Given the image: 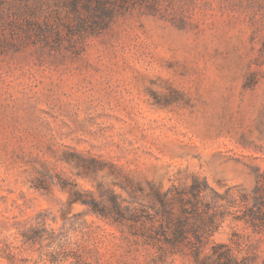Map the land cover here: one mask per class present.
I'll return each instance as SVG.
<instances>
[{
    "label": "rangeland",
    "instance_id": "1",
    "mask_svg": "<svg viewBox=\"0 0 264 264\" xmlns=\"http://www.w3.org/2000/svg\"><path fill=\"white\" fill-rule=\"evenodd\" d=\"M89 12L0 0V264H264V0Z\"/></svg>",
    "mask_w": 264,
    "mask_h": 264
},
{
    "label": "trees",
    "instance_id": "2",
    "mask_svg": "<svg viewBox=\"0 0 264 264\" xmlns=\"http://www.w3.org/2000/svg\"><path fill=\"white\" fill-rule=\"evenodd\" d=\"M113 1L114 0H74L75 4L77 2H82L83 5L87 9H89L90 12L88 14V17L92 20L93 23L102 22L104 20V17L109 12V5L112 4ZM92 3L93 6H91ZM263 182L264 175H259L252 192V205L246 207V209L244 210V216H248L247 220L250 221L253 226H259L261 228H264V194L262 193L264 189ZM205 189L206 185L204 181L198 179H196L190 185V187L186 188V190L193 197L192 201H189V203L192 205V212L200 218V223L194 225L193 228L195 235L198 234L199 229H206L208 227V224L210 225L213 222L211 217L212 215L209 214L207 210L209 208L208 205L204 204L201 206V193ZM186 190L183 189L181 193L186 194ZM101 211L104 214V210ZM201 214L206 215L208 221H206ZM178 224L179 226L175 229V232L177 236H180L183 232L182 222L178 221ZM194 255H197V250L194 251Z\"/></svg>",
    "mask_w": 264,
    "mask_h": 264
}]
</instances>
